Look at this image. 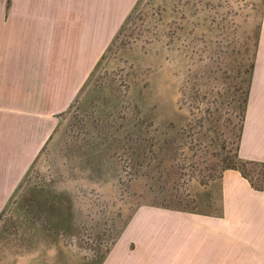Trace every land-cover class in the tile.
Segmentation results:
<instances>
[{"label":"rangeland","instance_id":"rangeland-1","mask_svg":"<svg viewBox=\"0 0 264 264\" xmlns=\"http://www.w3.org/2000/svg\"><path fill=\"white\" fill-rule=\"evenodd\" d=\"M100 3L84 86L22 181L0 189V264H101L141 207L215 216L226 169H263L242 163L240 142L264 0ZM47 187L55 198L31 207Z\"/></svg>","mask_w":264,"mask_h":264},{"label":"crops","instance_id":"crops-1","mask_svg":"<svg viewBox=\"0 0 264 264\" xmlns=\"http://www.w3.org/2000/svg\"><path fill=\"white\" fill-rule=\"evenodd\" d=\"M6 3L0 0V189L12 192L50 139L56 115L84 86L91 67L85 24L88 19L99 30V19L87 16L100 15L101 3ZM90 38L89 50L97 56L100 39ZM259 46L240 156L264 161V10ZM222 197L223 210L215 216L141 207L101 264H264V190L229 168L222 176ZM182 239L187 244L181 245ZM202 245L203 261H196Z\"/></svg>","mask_w":264,"mask_h":264},{"label":"trees","instance_id":"trees-1","mask_svg":"<svg viewBox=\"0 0 264 264\" xmlns=\"http://www.w3.org/2000/svg\"><path fill=\"white\" fill-rule=\"evenodd\" d=\"M104 106V105H103ZM243 164H246V163H253V164H257V165H260L263 169H260L259 170V172H258V175H260V176H255V177H253V178H249V176L247 175V172H246V170L244 169V165L243 166H238V167H236V168H233V167H230V168H233V169H237V170H239L242 174H243V176L244 177H246L249 181H250V183L252 184V186L254 187V188H256V189H258V190H264V161H251V160H244L243 159V162H242ZM114 177H116V174H114L113 175ZM43 185H45V184H43ZM47 186V185H46ZM31 192V194H32V197L31 198H29L28 197V199H26V201L27 200H29V205L31 206V204H36V205H38V204H41V202H42V200H40V199H43L44 197H47V198H55V196L53 195H51L50 193H51V190H49V188L47 187V188H41V189H37V190H34L33 189V191L31 190L30 191ZM26 203V202H25ZM32 207V206H31ZM32 209V208H31ZM30 209V210H31ZM25 212H26V214L27 215H30V214H32L33 213V211L31 210V212H28L27 210H24ZM35 211V210H34ZM119 237V236H118ZM117 240V239H116ZM115 243V242H114ZM110 250H108V252H109ZM108 254V253H107ZM107 254L106 255H104L103 257V260H102V262L104 261V259L106 258V256H107Z\"/></svg>","mask_w":264,"mask_h":264}]
</instances>
